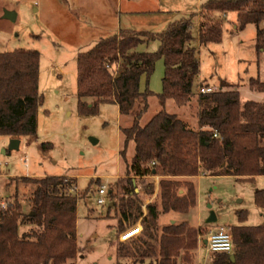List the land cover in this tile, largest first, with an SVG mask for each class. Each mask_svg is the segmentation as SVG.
<instances>
[{"label":"trees","instance_id":"16d2710c","mask_svg":"<svg viewBox=\"0 0 264 264\" xmlns=\"http://www.w3.org/2000/svg\"><path fill=\"white\" fill-rule=\"evenodd\" d=\"M228 13L237 14V31L255 25V52L259 59L264 53V28L260 27L264 0H208L196 14L169 24L160 33L120 30L77 54L78 115L96 116L101 105L114 104L121 117L131 119L128 127L120 129L123 141L119 155L126 164L129 187L126 194L124 186L117 182L129 200L118 197L113 189L108 198L118 197L119 204L109 202L118 218L117 234L123 232L126 221L132 219L134 225L143 217L142 233L133 241L130 253H124V245H116L117 259H129L133 264H192L200 230L186 222L159 229L160 212L184 214L195 207L198 177L225 176L252 183L256 177L264 176V104L242 102L238 85L225 82L209 94L194 92L200 64L193 45L192 18H200L197 40L200 46H207L221 42V17ZM149 42H158L156 52L136 51ZM158 60L163 61L165 70L162 92L154 94L149 90V80ZM39 64L40 54L35 50L0 53V137L20 140L36 135L37 114L43 104L38 91ZM247 87L264 93V81L258 78H250ZM195 95L196 130L165 111L168 101L183 107ZM149 97L157 99L161 110L142 126L140 120L147 111ZM129 144H133V156L128 163ZM42 147L51 146L47 143ZM148 176L160 177L158 199L146 206L143 216L134 179ZM19 180L34 187L29 198L31 208L24 213L17 198L8 202L6 208L0 202V264H67L74 260L78 251L76 214L80 197L67 190L76 180L64 176ZM254 204L264 210V189L254 192ZM236 217L243 224L247 212H237ZM26 226L28 230L21 233V227ZM229 230L233 253L212 254L211 264H264V224L233 226Z\"/></svg>","mask_w":264,"mask_h":264},{"label":"rangeland","instance_id":"374dc122","mask_svg":"<svg viewBox=\"0 0 264 264\" xmlns=\"http://www.w3.org/2000/svg\"><path fill=\"white\" fill-rule=\"evenodd\" d=\"M207 1L0 0V53L20 49L39 52L38 91L43 97V104L37 114L35 136L21 138L19 149L12 151L9 150L12 139L0 137V202L8 204L13 198H17L27 214L31 208L29 198L34 187L19 178L64 176L75 179L76 189L71 194L80 197L77 200L76 214L78 251L76 258L67 264H133L129 259H117L116 245H124V253H130L133 241L138 238L127 243L118 242V220L113 209L109 207L110 201L119 204L118 197H122L124 201L129 200L128 195H125L129 190L125 180L126 164L119 152L123 141L120 129L128 127L131 119L121 117L114 104L101 105L96 116L78 115L76 47L80 45L81 51H86L100 37L105 38L112 33H93L95 26L104 20L99 14V8L114 11L118 5V12L122 13L119 22L121 29L160 33L170 23L196 14ZM83 6H86L87 11L81 9ZM133 10L142 14H125ZM4 11L15 12L16 21L3 19ZM221 18L222 40L219 44L207 46L199 45L198 17L192 18L193 45L200 64L194 92L199 94V89L204 85L214 92L220 89L221 82H225L238 85L243 99L259 100L258 95L247 87L250 78L264 81V53L258 59L255 52L256 27L249 24L243 30L237 31L236 13H228ZM75 22H79L80 29L74 32L71 24ZM86 25L88 29L84 27ZM260 27L264 28V20ZM78 39H83L84 44ZM147 46L145 51L149 53L158 49L157 42H149ZM164 70L163 61L158 60L149 80V89L154 94L162 92ZM196 95L190 104L183 107H178L173 101H168L165 105L167 113L177 115L194 130L198 129ZM147 105V111L140 120L142 126L161 110L155 97H149ZM137 108L138 105L135 109ZM47 143L51 147L43 148L42 144ZM3 151L6 153L3 154ZM132 156L133 144H129L126 152L128 163ZM159 180V176L134 179L143 216L146 206L157 202ZM117 182L124 186L125 194L120 187L118 189ZM101 186H106L108 190L113 189L115 193H119L118 197L110 199L103 196L105 205H96L97 191ZM150 186L153 193H150ZM261 189H264V176L257 177L252 183L225 176L202 177L196 181L195 207L184 214L163 213L158 219V228L186 222L190 227L199 229L201 236L198 238L197 248L201 247L196 252V263L202 264L204 257L207 256L206 261L211 258L203 246L208 232L217 227L229 229L238 225L254 227L264 224V210L254 204V192ZM240 211L247 212V219L243 224H239L236 217V213ZM211 212L218 221L207 226L205 221ZM142 218L137 219L134 225L132 219L123 223V232L130 228L137 229ZM28 228L21 227L20 232ZM192 256L194 260V254Z\"/></svg>","mask_w":264,"mask_h":264},{"label":"built area","instance_id":"2783aa9c","mask_svg":"<svg viewBox=\"0 0 264 264\" xmlns=\"http://www.w3.org/2000/svg\"><path fill=\"white\" fill-rule=\"evenodd\" d=\"M213 90L209 88H200L199 89V94H209L212 93ZM76 188L73 186L67 190V193L72 195L71 193L75 190ZM98 198L96 200V205L98 206H104L105 205V200L103 196L108 197L109 190L107 189L106 186H101L98 191ZM73 196V195H72ZM2 208H6L5 203H1ZM136 233V234H135ZM142 233V227L141 225L138 226L137 229H126L124 232L120 233L118 235V242L119 243H127L130 242L137 237L140 236ZM135 234L134 237L129 238L131 235ZM205 245V249L209 254H227L231 255L234 251V243H233V236L230 233L229 229H224L222 227H219L215 230H212L208 232V235L206 239L203 241Z\"/></svg>","mask_w":264,"mask_h":264},{"label":"crops","instance_id":"0c3cea01","mask_svg":"<svg viewBox=\"0 0 264 264\" xmlns=\"http://www.w3.org/2000/svg\"><path fill=\"white\" fill-rule=\"evenodd\" d=\"M81 9H83L84 11H87L86 10V6H83V8H81ZM99 14H101L102 15V17H103V21H101L98 25H96L95 26V29H94V31L95 32H93V33H99V34H103V33H106V32H112V33H110V36H113V35H115V34H117L120 30H130V29H121L120 27H119V22H120V17H121V12H118L119 10H118V5H116V7H115V9H114V11L112 10V9H106V10H101L100 8H99ZM113 12L115 13V14H113ZM93 14H94V12H93ZM126 15H135V14H142V12H136V11H129V12H126L125 13ZM144 14V13H143ZM71 17H72V15H71ZM198 17V16H197ZM226 17V16H225ZM75 20V19H74ZM110 20V21H109ZM199 23H200V20H199V17H198V23H197V26H199ZM171 24V23H170ZM71 26H74V29H73V31L75 32V30L77 29V31H78V28L80 29V24H79V22H75L74 24H71ZM85 28L87 27V25L86 26H84ZM87 29H88V27H87ZM93 28H91V30H92ZM131 31H134V30H131ZM136 32H139V31H136ZM110 36H108V37H110ZM105 38H107V37H105ZM99 39H103V38H99ZM98 39V40H99ZM79 40V42H81L82 44H84V41H83V39L81 40V39H78ZM87 42V41H86ZM97 42V41H96ZM95 42V43H96ZM158 43V42H157ZM84 46V45H83ZM158 46H159V44H158ZM148 46H147V44H143V45H140L137 49H136V51L137 52H146L145 50H146V48H147ZM81 49H82V46H78V47H76V53H75V62H76V57H77V54L81 51ZM199 77V76H198ZM145 88V82L142 80V83H141V89L143 90ZM150 90V89H149ZM250 91V90H249ZM239 92H240V90H239ZM252 93H255V94H257L258 96V99L259 100H255V102H258V103H263L264 104V93H256V92H253V91H251ZM240 95H241V92H240ZM241 99H242V102H245V101H254V100H245V99H243L242 97H241ZM23 138V137H22ZM9 139V138H8ZM10 140V139H9ZM20 141V140H19ZM200 178H202V177H198L195 181H197L198 179H200ZM257 178V177H256ZM255 178V179H256ZM109 193H110V191H109ZM157 193H158V187H157ZM20 202V201H19ZM20 204H21V202H20ZM21 206H22V204H21ZM22 209H23V212L25 213V210H24V208H23V206H22ZM145 211V210H144ZM146 213V212H145ZM163 213L162 212H160V214H159V218H160V216L162 215ZM167 214V213H166ZM115 216V215H114ZM209 216H210V213H208V216H207V218L209 219ZM117 220H118V218L117 217H115ZM158 218V219H159ZM207 219V220H208ZM207 220L205 221V225H207V226H209L210 224H208L207 223ZM218 221V218L216 217V222ZM238 226H240V225H238ZM217 228H219V227H217ZM216 228V229H217ZM117 229V228H116ZM228 229V228H227ZM203 246L205 247V245H204V243H203ZM199 247H201V246H199ZM199 247L194 251V260H193V263L192 264H200L199 262L198 263H196V252H197V250L199 249ZM206 253L207 254H209L207 251H206ZM209 255H211V258H210V260L209 261H206V257H204V261H203V263L202 264H211V262H212V254H209ZM143 264H148V262H145V263H143Z\"/></svg>","mask_w":264,"mask_h":264},{"label":"water","instance_id":"95a60500","mask_svg":"<svg viewBox=\"0 0 264 264\" xmlns=\"http://www.w3.org/2000/svg\"><path fill=\"white\" fill-rule=\"evenodd\" d=\"M16 13L12 12V11H4L2 18L9 20L11 22H15L16 21ZM91 141L95 144L96 141L91 139ZM19 145H20V141L16 140V139H12L10 141V145H9V150H18L19 149ZM6 152L3 151V154H5ZM216 222V216L214 215L213 212L210 213L209 219L207 220L208 224H212ZM231 260H233V256L230 257Z\"/></svg>","mask_w":264,"mask_h":264}]
</instances>
